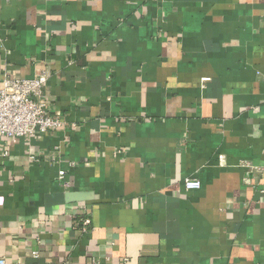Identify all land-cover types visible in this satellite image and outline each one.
<instances>
[{
  "label": "crops",
  "instance_id": "1",
  "mask_svg": "<svg viewBox=\"0 0 264 264\" xmlns=\"http://www.w3.org/2000/svg\"><path fill=\"white\" fill-rule=\"evenodd\" d=\"M41 72L66 125L0 139V264H264V0H0V89Z\"/></svg>",
  "mask_w": 264,
  "mask_h": 264
},
{
  "label": "built area",
  "instance_id": "2",
  "mask_svg": "<svg viewBox=\"0 0 264 264\" xmlns=\"http://www.w3.org/2000/svg\"><path fill=\"white\" fill-rule=\"evenodd\" d=\"M47 75L44 72L35 74L32 78L4 75L3 88L0 89V139L13 140L37 133L50 134L65 129L66 123L61 118L52 115L46 94L45 86ZM35 161V157H30ZM51 160L54 161V158ZM74 167V163L69 164ZM66 177L64 170H59L57 179L62 186L67 187L63 180ZM184 188L187 191L198 190L200 182L196 179L185 178ZM77 226L85 230L90 227L87 215L78 219ZM37 257V252H32ZM89 264H99L91 258Z\"/></svg>",
  "mask_w": 264,
  "mask_h": 264
},
{
  "label": "water",
  "instance_id": "3",
  "mask_svg": "<svg viewBox=\"0 0 264 264\" xmlns=\"http://www.w3.org/2000/svg\"><path fill=\"white\" fill-rule=\"evenodd\" d=\"M57 204H71V203H80L85 201L86 194L84 193H65L59 194L57 197Z\"/></svg>",
  "mask_w": 264,
  "mask_h": 264
}]
</instances>
